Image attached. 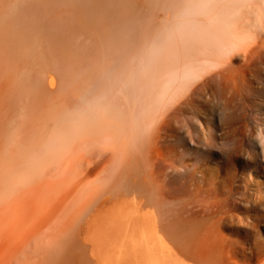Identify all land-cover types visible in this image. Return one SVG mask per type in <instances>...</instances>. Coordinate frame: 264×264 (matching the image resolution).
Wrapping results in <instances>:
<instances>
[{"label":"rangeland","instance_id":"374dc122","mask_svg":"<svg viewBox=\"0 0 264 264\" xmlns=\"http://www.w3.org/2000/svg\"><path fill=\"white\" fill-rule=\"evenodd\" d=\"M196 2L208 3L210 10L202 15L206 11ZM199 2L0 0V264H34L42 258L51 219L78 209L108 169L109 174L118 167L114 173L120 171L119 180L125 186L134 179H146L153 163L156 166L162 159L163 171L169 173L166 180L161 179L173 190L170 206L191 200L190 206L200 217L203 211L205 218L211 211L216 212L215 219L220 216L211 229L215 239L207 245L223 255L218 264H264V0ZM203 23L204 28L195 33ZM165 27L166 33L173 29L170 32L175 34L166 35ZM164 34L171 43L179 39L177 46L184 41L180 48L185 52H215L222 57L235 46L227 57L223 55L224 60L230 59L220 74L197 90L202 97L196 92L190 95L196 106L191 110L192 103L187 105L182 116L189 118V127L177 123L192 131L191 136L173 120L174 131L167 127L156 141L151 132L155 142L145 146L149 127L145 130V120L135 119L137 114L120 101L118 113L89 125L91 133L80 137L76 146L96 149L103 145L109 151L105 159L56 151L51 158L55 162L48 161L37 170L29 166L30 146L41 139L42 129L59 125L56 118L82 111L99 99L95 92L99 80L109 79L136 52L153 47L164 53L172 50L170 42L163 46ZM221 40L233 44L223 50L217 44ZM136 46L142 52L131 49ZM21 149L27 157L25 167ZM81 149L80 154L85 151ZM171 158L173 167L169 168L165 161L172 162Z\"/></svg>","mask_w":264,"mask_h":264},{"label":"bare ground","instance_id":"6f19581e","mask_svg":"<svg viewBox=\"0 0 264 264\" xmlns=\"http://www.w3.org/2000/svg\"><path fill=\"white\" fill-rule=\"evenodd\" d=\"M199 1L200 0H198V2ZM199 3L196 2V4L200 5L201 3ZM203 4L200 5L203 6L202 9L205 11L210 10V5L208 3H206V5ZM198 5L195 8H197ZM190 6L191 8L194 7L192 4ZM190 11L191 9L188 12ZM207 11H203L204 13H202V15L207 13ZM193 13L194 12L191 14ZM195 15L193 16L196 20ZM206 19L207 18H205V20ZM205 20L203 22H205ZM193 22L196 25L197 20ZM207 22L205 23L207 24ZM212 22L213 20L211 23ZM215 22L218 24V21ZM180 23H182L181 20ZM184 23L182 24L184 25ZM200 23H202V20L198 24ZM205 23H203V27L196 26V28L194 25L193 27L197 29L195 33H198L200 28H204ZM212 25L214 24L212 23ZM180 26L183 27L181 24ZM184 27L182 29L186 28ZM165 30L166 27L164 31ZM170 31L173 32V29H170ZM170 31H168V33L165 31L166 35L169 33H171V35L175 34V32L172 34ZM191 33L190 31L188 32V34ZM166 35L165 40L162 35V39L159 38L160 36L157 38L159 40L161 39L160 41L164 40L166 44L163 46L167 47L169 42L172 45L174 41L171 43V39L166 38ZM173 37L174 36L171 38ZM154 40L152 41L150 38V42L152 41L153 45L157 46ZM174 40L176 39L174 38ZM178 40L179 39L175 41L174 47H172L173 45L169 46L172 50L165 49V53L164 51L161 52L160 48H158V51L155 47L147 51L144 48L143 52L138 46H136V49L131 48L134 51L140 50L142 53L138 54L135 51L136 53L134 52L135 54L132 55L133 51H130L131 54H128V56L132 55L133 59L131 60L132 57H129V60H131L129 63L122 62V69L112 72L109 79L105 77L106 79L99 80V85L97 90H95L97 94H100L98 95L99 99L97 97L93 102H89L90 105H88L89 103H85L88 106H85V109H82V111L71 115L64 114L56 118L59 125L52 124L49 125V127L47 126V129H42L41 127V131L39 129L41 139L39 137L40 140L33 144L34 146H30L32 150L29 151L31 153L29 166L37 170L38 167L43 164H48V161H50V163L51 161L55 162V160L52 159L56 151L66 156L67 154H77L79 156L84 155V157H90L91 159V157L96 155L99 159H103L109 152L103 145L94 149L93 147L90 148L82 144L83 146L85 145V147H83L85 151L80 154L81 151L79 152V150L82 147H76L80 141H78V139L80 137L85 138L86 135L91 133L88 129L90 128L89 125L94 124L97 119L107 120L110 116L118 113L120 109L117 108V105L121 104L120 101H123L125 108H129L132 114H137L135 119L145 120L142 122L145 123L143 125V127H146L144 128L145 130L149 127L147 130V132H149L147 133L145 131V133L148 134V136L146 134L147 139L145 138L146 136L144 137L146 140H144L145 146H149V144L152 146L156 141V136L160 134L159 132L166 131L167 127L171 128L169 131L175 130L177 126L175 127L171 124L175 128L171 127L170 121L174 120L176 123H182L180 124L182 126L187 125L186 120L189 118L187 116L188 119H186V117L182 118V116L185 115V107L187 108V105H190L192 101L193 103L195 102V100H193L194 97L192 98L190 95L194 94V92L198 94L197 90L206 86L215 75H218V73L224 69L223 66L226 65L225 60H229L230 57L225 60L224 58L227 57L226 54L229 55V51L233 47H230L229 44L231 45L233 43H228V41H223L222 43V40L220 41L221 45L219 44L220 42L217 43L221 46L218 47L223 50H228L230 47L228 53L225 54L226 56L222 54L221 57L220 54H215V52L214 54L211 53L207 55H203L205 53L199 54L196 51L185 52L187 50L184 51V48L182 50L180 48L184 46L185 42L180 41L179 44L181 46L178 45V48L176 45L178 44ZM213 40L216 41L217 38ZM181 43H183V45ZM226 44H228V46ZM175 45L179 49L178 51ZM225 45L227 46L226 48ZM252 54L256 55V53ZM223 55L225 57H223ZM126 70L129 72L128 74L125 73L127 72ZM50 83L52 84L53 81ZM124 86L127 87L126 90L123 88ZM214 87H216V85ZM120 88H123L125 91H120L122 90ZM118 93H121V96H118ZM198 95L202 97L200 93ZM193 103L191 105H193ZM194 105L192 108H189L192 110ZM139 120H137V122L140 123ZM184 122L185 124L183 125ZM179 124L178 126L180 129L189 127V123L187 127H182ZM180 129H178V131ZM151 132L155 134L154 139V134L151 135ZM178 133L176 130V134ZM187 133L190 136L192 135V131L189 129ZM44 136L45 140L43 139ZM151 139L155 141L152 140V142ZM210 143L213 145L211 139ZM232 145H234V143ZM232 148H234V146H231V149ZM20 152L21 159L25 161L22 165L25 167V164H27V157L24 153L25 150L21 149ZM113 154L111 153L112 156ZM99 159L97 160L99 161ZM162 161L163 159L160 163ZM166 162H169V168L173 167V159L172 162L166 159L165 163ZM157 163L156 166L153 163L152 167L148 170L149 175L148 177L146 176L148 179L146 177V179L143 177L144 180L130 179L132 181H129V184L125 186H123V184L121 185L119 180L122 178L120 171L119 173H114L115 171L118 172L116 170L118 167L115 168V171L113 170L114 168H112L109 174L114 173V175L112 174L111 176H108V169L106 174L108 177L104 176L102 182L87 194L86 198L81 201V205L78 209L75 211L72 210L66 215L58 216L56 213L57 218L53 221L51 219L53 217L50 218V232L45 235L47 237H45L47 248L43 249V257L38 259V261L36 260L34 264H218L223 255L214 253L211 249L207 248V245L210 246L212 243H210V241L215 239L213 235H211V229L217 226L216 221L221 219L220 216L215 219L217 215L214 214H216V212L209 211V217L206 216L207 218H205L204 215H206L207 212L203 211L204 214L200 217L197 215L198 210L196 211L192 209L194 206H190V204H192L191 200L186 201L181 206H179V204L170 206L168 197L171 196L170 193H172L173 190L172 188L170 189L169 182L165 181L168 178V176L167 178L165 176L169 172L166 173L163 171L164 163H158V165ZM114 165L112 166L115 167ZM21 170V174H24L25 177L28 176L29 173L25 172L24 169ZM159 173H161V175H159ZM176 173H178V171ZM183 173H185V171ZM161 176H164L165 180L164 178L161 179ZM180 176L183 177V174H180ZM106 177L107 179H105ZM51 212L52 211H50V213ZM53 214L55 216V213ZM198 216L200 219H197Z\"/></svg>","mask_w":264,"mask_h":264}]
</instances>
